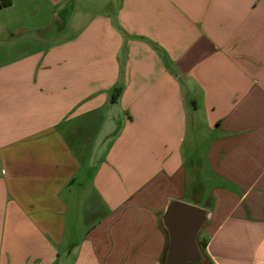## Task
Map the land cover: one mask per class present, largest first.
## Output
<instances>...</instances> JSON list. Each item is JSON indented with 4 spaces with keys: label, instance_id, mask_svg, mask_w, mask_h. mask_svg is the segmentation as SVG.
<instances>
[{
    "label": "crops",
    "instance_id": "crops-1",
    "mask_svg": "<svg viewBox=\"0 0 264 264\" xmlns=\"http://www.w3.org/2000/svg\"><path fill=\"white\" fill-rule=\"evenodd\" d=\"M172 200L264 264V0H0V264H163Z\"/></svg>",
    "mask_w": 264,
    "mask_h": 264
},
{
    "label": "water",
    "instance_id": "water-1",
    "mask_svg": "<svg viewBox=\"0 0 264 264\" xmlns=\"http://www.w3.org/2000/svg\"><path fill=\"white\" fill-rule=\"evenodd\" d=\"M168 242L163 264H200L203 256L197 234L208 219V212L178 200L168 202L161 214Z\"/></svg>",
    "mask_w": 264,
    "mask_h": 264
}]
</instances>
